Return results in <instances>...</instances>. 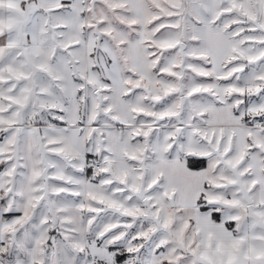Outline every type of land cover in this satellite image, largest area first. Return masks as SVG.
<instances>
[{
	"label": "snow or ice",
	"instance_id": "6c2138e0",
	"mask_svg": "<svg viewBox=\"0 0 264 264\" xmlns=\"http://www.w3.org/2000/svg\"><path fill=\"white\" fill-rule=\"evenodd\" d=\"M0 264H264V0H0Z\"/></svg>",
	"mask_w": 264,
	"mask_h": 264
}]
</instances>
